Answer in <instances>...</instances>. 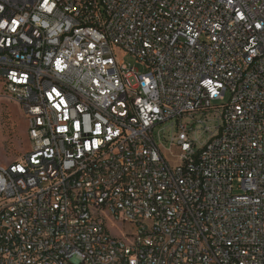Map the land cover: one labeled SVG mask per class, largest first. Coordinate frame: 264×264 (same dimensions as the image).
I'll list each match as a JSON object with an SVG mask.
<instances>
[{
    "label": "built area",
    "instance_id": "built-area-1",
    "mask_svg": "<svg viewBox=\"0 0 264 264\" xmlns=\"http://www.w3.org/2000/svg\"><path fill=\"white\" fill-rule=\"evenodd\" d=\"M0 82V264H264V0H0Z\"/></svg>",
    "mask_w": 264,
    "mask_h": 264
},
{
    "label": "rangeland",
    "instance_id": "rangeland-1",
    "mask_svg": "<svg viewBox=\"0 0 264 264\" xmlns=\"http://www.w3.org/2000/svg\"><path fill=\"white\" fill-rule=\"evenodd\" d=\"M122 61L139 67L130 55L121 56ZM209 125V124H208ZM200 141L206 136L198 132ZM27 127L20 107L4 97L3 85L0 82V165H5L22 156L29 147ZM117 234L116 230H112Z\"/></svg>",
    "mask_w": 264,
    "mask_h": 264
},
{
    "label": "snow or ice",
    "instance_id": "snow-or-ice-1",
    "mask_svg": "<svg viewBox=\"0 0 264 264\" xmlns=\"http://www.w3.org/2000/svg\"><path fill=\"white\" fill-rule=\"evenodd\" d=\"M15 23V22H14Z\"/></svg>",
    "mask_w": 264,
    "mask_h": 264
}]
</instances>
